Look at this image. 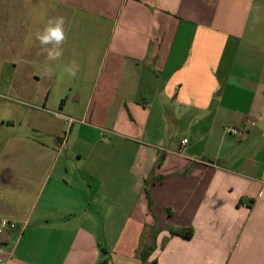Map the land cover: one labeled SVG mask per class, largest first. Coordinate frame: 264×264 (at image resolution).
Here are the masks:
<instances>
[{
    "label": "crops",
    "instance_id": "obj_1",
    "mask_svg": "<svg viewBox=\"0 0 264 264\" xmlns=\"http://www.w3.org/2000/svg\"><path fill=\"white\" fill-rule=\"evenodd\" d=\"M4 219L0 264H264V0H0Z\"/></svg>",
    "mask_w": 264,
    "mask_h": 264
},
{
    "label": "clouds",
    "instance_id": "obj_2",
    "mask_svg": "<svg viewBox=\"0 0 264 264\" xmlns=\"http://www.w3.org/2000/svg\"><path fill=\"white\" fill-rule=\"evenodd\" d=\"M258 20L259 17L256 18L257 22ZM65 25L66 18L64 16L50 18L42 31L36 35V39L39 41L42 51L46 53L47 60L49 61H57L63 55L62 45L68 38ZM50 71V69H46V72L49 74ZM78 71L79 65L75 60H72L64 69V72L71 77H75Z\"/></svg>",
    "mask_w": 264,
    "mask_h": 264
},
{
    "label": "built area",
    "instance_id": "obj_3",
    "mask_svg": "<svg viewBox=\"0 0 264 264\" xmlns=\"http://www.w3.org/2000/svg\"><path fill=\"white\" fill-rule=\"evenodd\" d=\"M65 124L70 127L76 120L72 117H67V116H63ZM256 123L255 122H251L250 126L251 127H255ZM231 132H233L236 135H245L248 133V129L241 125L238 127H234L230 130ZM187 140H184L183 144H186ZM18 223H16L15 221H11L8 219H4L2 220L1 224H0V235H4L7 232L10 231H14L17 229ZM0 262H4V260L2 258H0Z\"/></svg>",
    "mask_w": 264,
    "mask_h": 264
},
{
    "label": "rangeland",
    "instance_id": "obj_4",
    "mask_svg": "<svg viewBox=\"0 0 264 264\" xmlns=\"http://www.w3.org/2000/svg\"><path fill=\"white\" fill-rule=\"evenodd\" d=\"M66 80L69 81V79H67V78H66ZM63 83H64V78L61 79V84H62L61 86L62 87H64V84ZM67 95L70 96V93H68ZM68 109L60 110V105L59 104H56V103H51V104H49V106L45 107V110L46 111H49V113H51L55 117H58L55 114H62V115H66L67 117H70V115H69V112L70 111ZM67 136H68V134L65 135V137H67Z\"/></svg>",
    "mask_w": 264,
    "mask_h": 264
},
{
    "label": "trees",
    "instance_id": "obj_5",
    "mask_svg": "<svg viewBox=\"0 0 264 264\" xmlns=\"http://www.w3.org/2000/svg\"><path fill=\"white\" fill-rule=\"evenodd\" d=\"M178 234H182V235H184V236H186V237H191V236L193 235L191 229L182 230V231H180V233H178Z\"/></svg>",
    "mask_w": 264,
    "mask_h": 264
}]
</instances>
